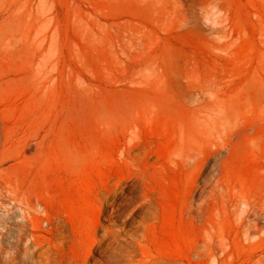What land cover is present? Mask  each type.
<instances>
[{"label":"rangeland","instance_id":"rangeland-1","mask_svg":"<svg viewBox=\"0 0 264 264\" xmlns=\"http://www.w3.org/2000/svg\"><path fill=\"white\" fill-rule=\"evenodd\" d=\"M126 249L264 264V0H0V264Z\"/></svg>","mask_w":264,"mask_h":264},{"label":"bare ground","instance_id":"bare-ground-1","mask_svg":"<svg viewBox=\"0 0 264 264\" xmlns=\"http://www.w3.org/2000/svg\"><path fill=\"white\" fill-rule=\"evenodd\" d=\"M98 220H99V216L96 219H93V229L94 230H96L97 227H98ZM107 232L110 233V234H114L116 232V230H114V229H108ZM109 241L110 242L112 241V237L109 238ZM97 244H98V246H102V241L101 240L100 241H97ZM142 246H143V243H142ZM116 248L121 249V246L115 244L114 245V249H116ZM126 251H127L128 258L130 260L129 264H134V263H132V260H131L132 258H130V256H131V250L130 249H126Z\"/></svg>","mask_w":264,"mask_h":264}]
</instances>
